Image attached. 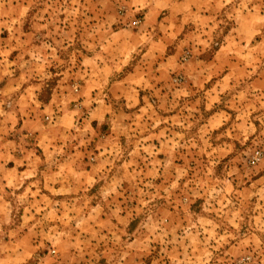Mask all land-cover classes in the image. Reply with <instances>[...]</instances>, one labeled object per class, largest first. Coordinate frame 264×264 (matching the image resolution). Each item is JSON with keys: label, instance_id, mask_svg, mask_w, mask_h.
I'll return each mask as SVG.
<instances>
[{"label": "rangeland", "instance_id": "rangeland-1", "mask_svg": "<svg viewBox=\"0 0 264 264\" xmlns=\"http://www.w3.org/2000/svg\"><path fill=\"white\" fill-rule=\"evenodd\" d=\"M0 264H264V0H0Z\"/></svg>", "mask_w": 264, "mask_h": 264}, {"label": "built area", "instance_id": "built-area-1", "mask_svg": "<svg viewBox=\"0 0 264 264\" xmlns=\"http://www.w3.org/2000/svg\"><path fill=\"white\" fill-rule=\"evenodd\" d=\"M121 12H124V9H121ZM137 23H138V20H135V21L133 22L134 25H136Z\"/></svg>", "mask_w": 264, "mask_h": 264}]
</instances>
